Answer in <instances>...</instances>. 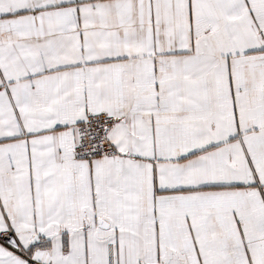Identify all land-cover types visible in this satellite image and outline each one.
<instances>
[{
	"label": "snow or ice",
	"instance_id": "1",
	"mask_svg": "<svg viewBox=\"0 0 264 264\" xmlns=\"http://www.w3.org/2000/svg\"><path fill=\"white\" fill-rule=\"evenodd\" d=\"M0 264H264V0H0Z\"/></svg>",
	"mask_w": 264,
	"mask_h": 264
}]
</instances>
